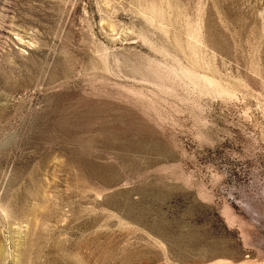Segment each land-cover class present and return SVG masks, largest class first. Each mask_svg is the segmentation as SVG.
<instances>
[{
    "label": "rangeland",
    "instance_id": "obj_1",
    "mask_svg": "<svg viewBox=\"0 0 264 264\" xmlns=\"http://www.w3.org/2000/svg\"><path fill=\"white\" fill-rule=\"evenodd\" d=\"M0 264H264V0H0Z\"/></svg>",
    "mask_w": 264,
    "mask_h": 264
}]
</instances>
